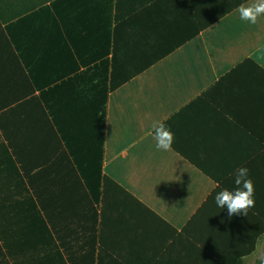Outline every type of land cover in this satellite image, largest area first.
Wrapping results in <instances>:
<instances>
[{"label": "crops", "instance_id": "crops-1", "mask_svg": "<svg viewBox=\"0 0 264 264\" xmlns=\"http://www.w3.org/2000/svg\"><path fill=\"white\" fill-rule=\"evenodd\" d=\"M253 2L0 0V264H262ZM240 167L255 206L229 216Z\"/></svg>", "mask_w": 264, "mask_h": 264}, {"label": "clouds", "instance_id": "clouds-1", "mask_svg": "<svg viewBox=\"0 0 264 264\" xmlns=\"http://www.w3.org/2000/svg\"><path fill=\"white\" fill-rule=\"evenodd\" d=\"M241 20L255 25L259 18L264 16V0H254L253 3L238 7ZM149 135L155 140L158 151H171L174 143V133L162 121H156L151 125ZM234 190L224 189L215 196V202L220 208H227L229 216L247 215L250 208L255 206V187L249 175L247 167H240L235 172ZM264 264V261H262Z\"/></svg>", "mask_w": 264, "mask_h": 264}]
</instances>
